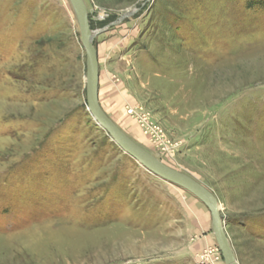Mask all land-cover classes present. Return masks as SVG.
Here are the masks:
<instances>
[{"label": "rangeland", "instance_id": "1", "mask_svg": "<svg viewBox=\"0 0 264 264\" xmlns=\"http://www.w3.org/2000/svg\"><path fill=\"white\" fill-rule=\"evenodd\" d=\"M84 2L104 112L264 264V0ZM87 80L70 0H0V264H225L208 208L114 142Z\"/></svg>", "mask_w": 264, "mask_h": 264}, {"label": "water", "instance_id": "2", "mask_svg": "<svg viewBox=\"0 0 264 264\" xmlns=\"http://www.w3.org/2000/svg\"><path fill=\"white\" fill-rule=\"evenodd\" d=\"M70 1L77 16L82 46L86 53L88 71V105L95 121L110 134L114 142L119 145L124 152L136 159L147 170L165 181L184 188L195 195L202 203H204L211 214L214 236L221 251L224 263L238 264L232 245L225 230V223L221 214L222 209L220 208L221 203L214 196V194L193 178L170 168L133 142L102 109L99 102L100 68L97 49L94 46V40L97 36L105 32L106 29L92 31L84 0ZM136 12L137 10L128 11L113 25H119L124 20L132 17Z\"/></svg>", "mask_w": 264, "mask_h": 264}, {"label": "built area", "instance_id": "3", "mask_svg": "<svg viewBox=\"0 0 264 264\" xmlns=\"http://www.w3.org/2000/svg\"><path fill=\"white\" fill-rule=\"evenodd\" d=\"M142 111H130L129 113L132 116H136L138 121L141 123V125L150 133H158L160 130L155 126V124L151 123L149 118L145 113H141ZM162 136V135H161Z\"/></svg>", "mask_w": 264, "mask_h": 264}, {"label": "crops", "instance_id": "4", "mask_svg": "<svg viewBox=\"0 0 264 264\" xmlns=\"http://www.w3.org/2000/svg\"><path fill=\"white\" fill-rule=\"evenodd\" d=\"M101 80H102V77H101V71H100V85H99V102L101 101V98H102V94H101ZM101 97V98H100ZM102 102H100V105L101 107L103 106V108L105 109V111H107V106H105L103 103L101 104Z\"/></svg>", "mask_w": 264, "mask_h": 264}, {"label": "bare ground", "instance_id": "5", "mask_svg": "<svg viewBox=\"0 0 264 264\" xmlns=\"http://www.w3.org/2000/svg\"><path fill=\"white\" fill-rule=\"evenodd\" d=\"M221 208V207H220Z\"/></svg>", "mask_w": 264, "mask_h": 264}]
</instances>
